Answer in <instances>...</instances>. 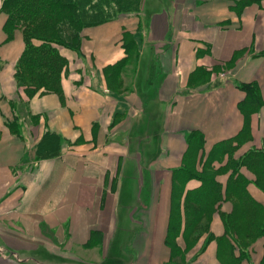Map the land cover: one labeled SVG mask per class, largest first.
<instances>
[{
  "label": "crops",
  "instance_id": "1",
  "mask_svg": "<svg viewBox=\"0 0 264 264\" xmlns=\"http://www.w3.org/2000/svg\"><path fill=\"white\" fill-rule=\"evenodd\" d=\"M2 6L0 250L19 260L0 264H264V0H141L59 47L61 94L33 95ZM187 170L216 184L203 211Z\"/></svg>",
  "mask_w": 264,
  "mask_h": 264
},
{
  "label": "trees",
  "instance_id": "2",
  "mask_svg": "<svg viewBox=\"0 0 264 264\" xmlns=\"http://www.w3.org/2000/svg\"><path fill=\"white\" fill-rule=\"evenodd\" d=\"M140 2L141 0H3L2 10L8 16L6 33L10 35L14 29L19 28L25 42L17 71L19 83L26 87L29 95L40 89L61 94V73L66 68L67 61L58 48L77 50L83 28L111 21L121 13L134 12L139 8ZM34 41L39 44H34ZM129 48L130 45H126L127 51ZM240 88L246 91L249 99L257 101L252 107H245V110L254 111L260 104L257 87L240 85ZM259 157L255 165L264 177V156ZM191 178L203 183V190L195 195L197 202L202 200L203 211V204L208 203L210 197L215 198L216 184L212 178L193 174L189 170L184 171L180 180L183 182ZM185 213L188 218L184 233L188 236L198 231L200 216L204 212L199 214L197 210L185 206ZM179 231L180 215L177 212L171 219L167 241L173 242ZM242 257L245 255L242 254Z\"/></svg>",
  "mask_w": 264,
  "mask_h": 264
},
{
  "label": "rangeland",
  "instance_id": "3",
  "mask_svg": "<svg viewBox=\"0 0 264 264\" xmlns=\"http://www.w3.org/2000/svg\"><path fill=\"white\" fill-rule=\"evenodd\" d=\"M127 65H129L128 63H127ZM202 175H204V176H206L205 174H202ZM261 180V179H260ZM262 181V180H261ZM187 218H188V216H187ZM200 218L202 219L201 220V222H199L198 223V225H199V228H198V232L200 231H202L201 233H204V232H206L207 230H208V224H209V221H208V216H205L204 214H202L201 216H200Z\"/></svg>",
  "mask_w": 264,
  "mask_h": 264
},
{
  "label": "built area",
  "instance_id": "4",
  "mask_svg": "<svg viewBox=\"0 0 264 264\" xmlns=\"http://www.w3.org/2000/svg\"><path fill=\"white\" fill-rule=\"evenodd\" d=\"M0 252H1V255L3 257H5V258H9V257L12 258V257H14L15 259L19 260V258L16 255L3 253L1 250H0Z\"/></svg>",
  "mask_w": 264,
  "mask_h": 264
}]
</instances>
